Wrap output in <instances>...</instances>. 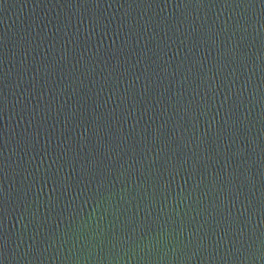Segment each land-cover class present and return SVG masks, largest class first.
<instances>
[{
	"label": "water",
	"instance_id": "95a60500",
	"mask_svg": "<svg viewBox=\"0 0 264 264\" xmlns=\"http://www.w3.org/2000/svg\"><path fill=\"white\" fill-rule=\"evenodd\" d=\"M0 264H264V0H0Z\"/></svg>",
	"mask_w": 264,
	"mask_h": 264
}]
</instances>
